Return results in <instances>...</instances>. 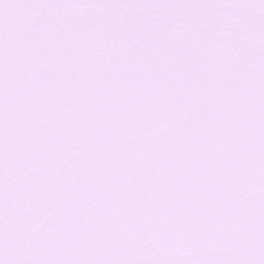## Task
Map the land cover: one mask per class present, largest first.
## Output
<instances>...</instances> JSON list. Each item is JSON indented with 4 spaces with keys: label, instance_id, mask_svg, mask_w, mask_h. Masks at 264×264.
I'll return each mask as SVG.
<instances>
[{
    "label": "snow or ice",
    "instance_id": "obj_1",
    "mask_svg": "<svg viewBox=\"0 0 264 264\" xmlns=\"http://www.w3.org/2000/svg\"><path fill=\"white\" fill-rule=\"evenodd\" d=\"M0 264H264V0H0Z\"/></svg>",
    "mask_w": 264,
    "mask_h": 264
}]
</instances>
